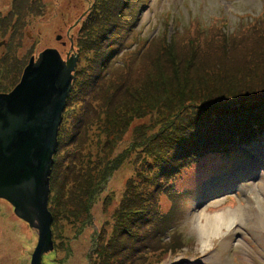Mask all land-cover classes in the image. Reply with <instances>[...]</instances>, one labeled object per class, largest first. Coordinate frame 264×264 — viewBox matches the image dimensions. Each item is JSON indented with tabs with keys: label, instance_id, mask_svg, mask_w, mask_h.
Here are the masks:
<instances>
[{
	"label": "rangeland",
	"instance_id": "374dc122",
	"mask_svg": "<svg viewBox=\"0 0 264 264\" xmlns=\"http://www.w3.org/2000/svg\"><path fill=\"white\" fill-rule=\"evenodd\" d=\"M104 3L105 0H0V94L11 92L29 60L36 59L45 49H56L63 60L66 55L77 56L73 79L75 72L78 78L77 72L81 73L85 60L90 61L95 49L93 43L91 51L84 49L88 39L81 22L85 21L84 18L89 19ZM138 4L142 8L137 15L121 20L119 34L112 37L114 45H110V49L120 62H125V56H132L143 44L155 47L163 38V24L167 22L178 27L180 39L193 35L195 23L207 24L202 52L193 61L195 66L205 64L210 58L209 48H217V39L209 30L212 24L225 23L232 32L235 27L249 23V17L261 14L264 19V0H139ZM172 35L167 31V38ZM236 35L240 41H245L224 60L212 65L221 66L226 75L220 73L222 82L233 85L228 81L236 78L241 85L238 87L240 94L264 96V42L241 39L240 32ZM57 37H61L60 40H56ZM70 38L72 42H69ZM108 44L107 41L105 45L108 47ZM124 64L114 67L116 87L112 90L118 93L119 100L111 107L113 114L110 118L101 115L97 119L98 126L103 123L99 127L104 133L96 129L98 126L91 130L92 139L78 161L76 176L81 175L82 179L75 176L66 183L61 182L60 176L54 181L49 179L47 208L52 217V250L41 256V264H110L113 258L117 264H264V140L252 148L240 147V151L233 149L227 155L218 153L197 160L193 164L195 168L181 184L175 181L177 177H183L181 173L170 179L181 193L182 206L172 225L159 221L157 217L167 216L170 212L172 202L167 189L153 188L152 181L146 179L157 159H151L145 150L147 146L140 144L139 140L172 129L175 121L190 118L197 113L192 109L197 108L186 104L188 94H182L185 93V84H173L171 80L169 92L161 90L159 93L155 79L148 90L155 96H133L136 90H145L156 73L149 71L152 76L146 75L139 71V67ZM204 83L198 81L187 85L193 97L207 93L226 97L223 90L211 88L215 82ZM176 86L181 87L174 90ZM179 97H184L186 102ZM100 105L103 104L100 102ZM157 105L161 110L156 112ZM220 107L215 104L200 113L211 108L220 111ZM164 110H169L166 117ZM66 111L72 115L78 110L69 107ZM162 119L167 121L158 124ZM113 120L119 125H112ZM174 130L180 134L175 127ZM107 134H112L113 141L118 143L115 152L124 155L110 178L98 184L85 206L81 202H84L83 194L88 191L83 183L92 181L96 184L99 180L103 165L98 166L96 162L97 145L101 143L102 135L106 137ZM152 139L154 137L148 140ZM52 168L51 172L55 174ZM205 170L210 171L207 176ZM129 194L138 195L139 199H149L145 198L146 194H151L150 198L158 204L154 206V216L157 217L152 218L153 222L138 234V229H132V248L123 252L127 255L114 256V217L121 203L131 197ZM236 209H240L243 215L230 228L223 226L220 233L203 247L198 238V215ZM31 220L35 227L16 216L12 205L0 198V264H31L38 241V223L34 218Z\"/></svg>",
	"mask_w": 264,
	"mask_h": 264
},
{
	"label": "trees",
	"instance_id": "16d2710c",
	"mask_svg": "<svg viewBox=\"0 0 264 264\" xmlns=\"http://www.w3.org/2000/svg\"><path fill=\"white\" fill-rule=\"evenodd\" d=\"M138 1L105 0V3L100 7L98 6V11L94 12L89 19L83 17L85 21H80L84 26V31H86L85 35L88 42L92 41L90 43L86 42L87 46L84 49L91 51L92 43L93 45L95 44V49L90 61L88 59L85 60V64L80 70L81 73L77 72L78 78H76V72L74 73L73 90L71 89L67 97L65 109L67 110L71 107L78 111H75V114L72 115L66 110L63 112L54 153V163L52 165V169H55V174L51 172L50 175L51 181L60 176L63 183L75 178L77 175L78 161L82 157L85 147L92 139L93 133H91V130L98 126V117L105 115L106 118H110L113 114L111 107L119 100L116 96L118 93L112 90L116 87L113 82L115 66L127 63L131 67H139V71L146 75L152 76L149 71L156 73V76H153L154 78L146 84L145 90L138 89L136 90V95L133 96L140 95L141 97L149 98L155 96L148 92V90H151L155 79L158 83L159 93L161 90L162 92L169 90L170 80L173 84H185V93L182 92V94L186 96L188 94L187 102L184 97L179 98L182 102L185 101L186 104L197 108L192 110H196L198 114L190 115V118H178L179 121L177 120L173 123L175 124L174 127L180 131V134H177L173 127L172 129L162 130L159 135H153L152 133V135L147 136V139L141 137L139 140L140 144L147 146L145 150L149 153L151 159L153 161L157 159L146 179L152 181L153 188L156 187L158 190L167 189L172 202L171 210L167 216H154V206L158 204L154 198H150L149 195L151 194H146L145 198L149 197V199H139L138 195L129 194L131 197H127L121 203L114 217L116 223L114 225V236L116 235V239L114 245H112L114 256L127 255L123 252L132 248V229H138V234L140 230H143L149 223L153 222L152 218L157 217L159 221H164L169 223V225L175 223L174 217L181 209L182 197L176 185L170 179L173 180L177 174L181 173L183 177L179 176L175 179V181H180L179 184H181L184 176L193 171L195 168L193 164L197 163V160L207 158L208 155L212 154L227 155L233 149L236 150L237 142L246 144L256 137L259 139L264 138V105H262L264 96L240 94V88L238 89V87L241 85L239 86L236 78L228 81V83H234L233 85L222 82V77L219 78L220 73L224 76L226 75L222 73L221 66L212 65L218 61L220 62V59L224 60L230 52H234L235 48L245 41H240L236 32H240L241 39L247 38L248 41L257 43L264 42V19L262 15L258 14L256 17H249V23L243 27L242 25L238 28L235 27L232 32L227 31L225 23L212 24L209 30L213 38L217 39V48L214 46L209 48L210 58L205 64H196L197 66H195L193 61L195 62L202 52L205 40L204 32L207 24L201 26L200 23H195L193 35L183 39H180L178 27L174 26L175 32L168 39L166 37L167 22L163 24V38L157 42L155 47L143 44L132 56L124 55L125 62H120L115 58L116 54L113 50L110 49V45H114L112 37L119 34V23L121 20L134 18L137 15L142 8ZM105 38H108V47L105 45L107 41L101 46ZM198 81L206 82L204 84L215 82L216 85L211 86V88L215 87V90H223L226 97L217 96L216 94L214 96L212 93L210 95L207 93L200 97L197 96L198 98L193 97L191 95L192 91L188 90L189 86L187 85H193V83ZM206 87L208 86L206 85ZM179 88L176 86L174 90ZM133 96L130 94V97ZM100 102L103 105H100ZM78 103H82V106H78ZM215 104L221 105L220 111H215L211 108L207 112L200 113L203 109L215 106ZM250 104L256 105L251 106ZM155 110L156 112L160 111L161 106L157 105ZM168 111H163L165 117ZM161 114L162 112L158 116ZM228 116L231 117L228 118ZM164 121L167 120L162 119L157 123L162 124ZM101 124L103 123H100L99 126ZM114 124L119 125L113 120L112 125ZM121 125L124 126V123ZM99 126L96 129H101ZM90 133L91 136L88 138ZM152 137H154L152 141L148 140ZM114 138L112 134H107L106 137L102 135L101 143L97 145L98 157L96 162L99 164L98 166L101 163L103 166L99 171L98 176L100 177L96 184L95 182L92 183V181L83 183L88 191L83 194L84 202H81L85 206L89 204L90 198L94 195L98 184L107 181L117 169L120 161H122L121 157L124 153L115 152L118 143L113 141ZM80 176L76 177L80 180L82 179V176ZM91 184L95 185L92 186ZM134 190L135 192L137 191V189ZM146 193H151V191ZM157 243L159 244L160 242L158 241ZM117 263L116 258H113L110 264Z\"/></svg>",
	"mask_w": 264,
	"mask_h": 264
},
{
	"label": "water",
	"instance_id": "95a60500",
	"mask_svg": "<svg viewBox=\"0 0 264 264\" xmlns=\"http://www.w3.org/2000/svg\"><path fill=\"white\" fill-rule=\"evenodd\" d=\"M76 63L77 56L64 61L56 49H45L29 60L14 89L0 94V198L19 218L38 223L31 264L52 250L49 179Z\"/></svg>",
	"mask_w": 264,
	"mask_h": 264
},
{
	"label": "bare ground",
	"instance_id": "6f19581e",
	"mask_svg": "<svg viewBox=\"0 0 264 264\" xmlns=\"http://www.w3.org/2000/svg\"><path fill=\"white\" fill-rule=\"evenodd\" d=\"M108 38H105L101 44L105 43ZM212 156V155H211ZM198 167V166H196ZM209 170H205V175L209 174ZM190 173H187L188 176ZM241 215L240 209H236L235 211L229 212H213L211 214H200L197 217V223L199 226V236L200 242L202 243L203 247L207 245V242L212 238L216 237L219 233L221 228L224 226L225 228H230ZM227 231H230L226 229Z\"/></svg>",
	"mask_w": 264,
	"mask_h": 264
},
{
	"label": "flooded vegetation",
	"instance_id": "af4514ba",
	"mask_svg": "<svg viewBox=\"0 0 264 264\" xmlns=\"http://www.w3.org/2000/svg\"><path fill=\"white\" fill-rule=\"evenodd\" d=\"M62 44H63V43H62ZM64 44H65V43H64ZM66 57H67V58H69V57H70V55H69V56H68V55H66ZM67 58H66V59H67ZM66 59H65V60H66Z\"/></svg>",
	"mask_w": 264,
	"mask_h": 264
}]
</instances>
